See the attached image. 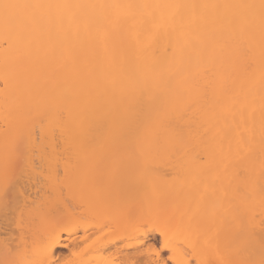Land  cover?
Segmentation results:
<instances>
[{
	"label": "bare ground",
	"instance_id": "1",
	"mask_svg": "<svg viewBox=\"0 0 264 264\" xmlns=\"http://www.w3.org/2000/svg\"><path fill=\"white\" fill-rule=\"evenodd\" d=\"M261 3L0 0V159L9 161L0 160L5 163L0 164V222L9 213L11 197L16 202L12 207L18 202L15 210L21 204L19 209L27 213L36 205L26 199L29 192L36 194L39 189L24 186L23 180L28 178L24 180L28 183L31 177L33 184L38 169L31 160L38 154L37 167L41 160L50 174L45 177L38 172L39 178L47 179L43 182H50V189L55 187L54 193L49 190L53 195L59 196L64 187L81 191L98 183L100 189L102 186L101 193L94 191L98 199L120 201L134 193L132 200L144 198L138 200L142 205L134 206L143 212L142 216L138 213L136 225L158 222V216L163 217L159 213L180 202L179 209L184 204L188 213L180 209L179 216L165 211L164 218L176 216L172 221L182 226L183 233L198 231L187 243L189 247L193 243V257L203 248L197 251L194 243H204L205 236L211 235L208 228L215 226L214 234L221 238L217 261L214 258L211 263L259 264L250 258L258 248L264 253V217L256 216L264 209ZM18 159L27 167L23 166L25 172L18 171L24 173V179L13 174ZM20 164L16 167H22ZM59 170L62 177L58 179ZM12 174L9 180L13 183L6 181ZM50 183L43 185L45 191ZM19 185L23 190L29 186L27 196ZM69 191L72 195L74 190ZM210 198L214 201L209 205ZM28 201L31 205L23 208ZM56 205L52 215L59 216L58 209L64 206L59 207L58 201ZM46 216L51 222L54 219ZM17 217L14 219L25 223ZM198 225L201 228L195 229ZM206 225H210L208 230L203 228ZM21 230L23 241L27 230ZM1 240L0 244L8 241ZM24 243H20L23 248ZM2 246L0 251L8 253ZM61 248L54 243L47 253ZM19 255L16 264H27L24 254ZM22 255L25 262L23 258L19 262ZM183 262L188 264V260Z\"/></svg>",
	"mask_w": 264,
	"mask_h": 264
},
{
	"label": "rangeland",
	"instance_id": "2",
	"mask_svg": "<svg viewBox=\"0 0 264 264\" xmlns=\"http://www.w3.org/2000/svg\"><path fill=\"white\" fill-rule=\"evenodd\" d=\"M34 154H37V153L35 152ZM19 155H21V154L19 153ZM19 155H18V157H19ZM14 156H17V154ZM14 156H12V157H14ZM22 156H23V159L25 160L26 156H24V155H22ZM37 156H38V154H37ZM37 156H35L36 160H35V157H34V159L32 157V160H31L34 168L38 169V170L36 169L37 172L35 171L37 173V175L34 176L33 174H31L34 176L32 178L33 184L30 183L32 180L30 179L31 177H29V176H31V175L28 176L29 177L28 183H25L26 179H28V178H26V179H24V177H22V178L25 180V181L23 180L24 186H25V184H30V186H31L30 188H32V186L34 185L32 190H34V191H36L38 189L39 190L36 191V194H33V192H29L28 194H31V195L27 196L26 193L28 192V190H31L28 188L29 186L27 185L28 187L26 186L27 188H25L24 190L21 187L23 185H21V186L19 185V186H20L21 190L25 191V196H27V198H28L26 200L30 201V199H31V200H33V201H31V203L33 202L32 204H35V202H36L35 206H37L38 204L39 205L36 208H34L35 206L32 208V205L29 204V205H31V208H30L29 205L27 204V203H30L29 201L24 203L23 204L24 206L22 205V207L25 208L28 205V207L30 208V211H31V212H29L28 211L29 208L26 207V208H28L27 213H26V211H25L26 209L25 210L19 209V208H21V204L19 205V208H17L15 210V208L18 207V202L16 204L17 206L15 205L16 207L11 206L12 205L11 203H13V204L16 203V202L15 203L12 202V199H14L13 197H11L8 200L10 202V203H8V204H10V205H8V208L10 210L8 209L7 212H9V213L5 217H2L1 222H0V229H1L0 230V232H1L0 233V235H1L0 240L1 239L3 241H4V239L8 240V241H4L5 243L0 244V246L3 245L5 247H7L8 253H5V251L3 253V252H1L3 250V248H2V250L0 249L1 250L0 251V264H16V261L18 260V257L20 256L19 254H22V253L24 254V258L26 259V262H25V259L23 258V255L19 258V262L23 258L22 262H25L27 264H154V263L155 264H184V262L181 263L183 260H186V261L188 260V264H195V263L198 264L201 261L206 263V260H208L207 264H209V263L213 262L212 260H214V258H215V262L217 261L216 260V254H217L216 253V250H217L216 247L218 248V242H220L219 239L221 237L219 236V238H218L216 236L217 234H214L217 232V230H215V228H214L215 226H212L210 223V225L212 227H209L208 228L209 230L206 227H208L210 225H208V226L206 225L205 227H203L204 229H207L208 231H210L211 235L209 234L210 236H208V235H207V237L205 236L206 239L202 236L205 240L203 238H200V240L203 239L205 241L204 243H203V241H201V243H203V244L206 243L207 244L206 246L203 244H202L203 245L202 246L201 243L198 244V242L194 243V246H196L195 248H197L196 249L197 251L200 250V247H203V248H202L200 253L199 252L197 253V255L194 253V255H196V257H193L192 256L193 254H191L192 250L190 249V247L193 245V243L190 247L188 246V244L191 242V240L193 238L197 237L196 232H198V231H196V230H195L196 232L192 231V233H193L192 235L190 234L189 231H186L187 234H186V232L183 233L182 231H184V229L182 228V226L181 225L177 226V222L175 225L174 219L176 216L174 217L172 215L171 216L168 215V217L170 216L169 218H167V219L164 218L165 211H169V214L171 212V214H173V215L176 214V215L180 216V212H181L180 209L185 210V208H183L184 204H181L182 207L180 206V209H179V203L180 202H177L176 204L174 203V205H177V207L174 206V207H176V209L173 206L172 207L169 206L170 209H165V211H163L162 214L159 213L160 215H163V217H161L163 219H161L160 216H158L159 217L158 222H156V223L153 222L154 224L152 223V225H150V224L149 225H147V224H139V225L137 224L136 225L138 215L141 214L140 216H142L143 212L141 211L142 212L141 213L138 210H135L134 206L137 208V206L140 204V201H138V200H141V202H142L144 198L140 199L137 196V198H138L137 199L134 196L136 199L134 198L132 200L131 198H133V195H134V193H132V195L130 194L131 196L128 194H127V196L125 195V197L127 199L129 198L128 201H125L126 200L125 197L124 198H120L122 196L118 197L121 199L120 201L117 200L119 202H121V201L123 202V200L125 199L123 202L124 204L122 202H121V204H119V202L117 203V201L115 200V199H117V197L114 198L115 201H113V202L110 199L105 200L106 197H99L101 194H98V193L102 192L101 191L102 186L100 184V186H101V189H100V187L98 186L99 183L96 184L93 188L89 187L90 189L86 188L87 190L83 189L81 191H76L77 189L70 186L71 191L72 190L76 191V192L72 191V195H71V192L69 191L70 190L69 187H66L67 189H65V187L64 188L60 187V188L64 189V190L59 189V192H58V190L56 191L60 195L59 196L57 194L53 195L55 187H53L54 189L53 188L50 189L52 187L51 183L47 182V183H50V187H48V185H47L48 188H46V191H45L44 186L46 187V185H44V184H47V183L46 182L44 183L43 181H48V180L43 178V177L39 178L40 175L45 176V177L48 176L49 172H46V171L49 169L45 165L44 162H43V164H41L42 163L41 160H40V167L45 168V169L44 170L42 169V171H41V168L39 166L37 167V164H36V163H38ZM5 158H8V157H5ZM59 158H62V157L59 156ZM63 158H64V156H63ZM10 159H13V158H10ZM0 160L3 161L4 158L2 160V157H1ZM5 160L7 161V163H9V161L7 159H5ZM5 160H4V162H5ZM21 160L18 159L19 162ZM11 161H15V159H13ZM35 161H36V163H35ZM4 162H0V164L4 165L5 164ZM19 162L17 164L14 162V164H16V165H13L11 162V166L13 165L12 169L15 170V173H13V174L15 175L16 172L19 173L20 175L16 174V176H19V178H21V174L23 172L20 173L18 171L21 168L23 170V166L25 167L26 164L23 163V160L21 162L24 165H21ZM108 162H109V160H108ZM19 164L22 167L17 168L16 166H18ZM9 166H10V164H9ZM0 167H1V165H0ZM25 168H27V167H25ZM34 168H33V170H34ZM165 169H167V168H165ZM23 171L25 172V170H23ZM59 171H58V173H59L58 175H60V176H58L56 174L58 176V177L56 176L58 179H59V177L60 178L62 177V174H60L62 172L61 171L59 172ZM38 172H40L39 173L40 175L38 174ZM165 172H166V174L168 173L167 171H165ZM44 173H46V174L44 175ZM13 174L8 175L10 177L7 176L6 181H7V179L9 180V178L13 179V177H14ZM168 174L170 175V173H168ZM22 175H24V173ZM169 175H167V176L169 177ZM49 176H50V174H49ZM56 177H54V178L56 179ZM169 178L171 179L173 177L170 175ZM14 179H16V178H14ZM58 179H56V182ZM38 180L40 182L42 181L44 183L43 184L44 186L42 185V182L40 183ZM9 181L10 182L12 181V183H13V180H9ZM16 181H17L16 183L21 182L20 180L18 181V179ZM53 181H54V183H56L55 180H53ZM38 182L40 183L39 185H37ZM2 183L4 184V181H2ZM0 185L2 186L1 182H0ZM8 185H9V182H8ZM12 185H14V184H12ZM6 186H7V183H6ZM37 186H40V187H37ZM92 189H93V191H92ZM26 190H27V192H26ZM49 190L50 191L53 190L52 191L53 193L51 194V192ZM94 191H95V193L98 191L97 194L99 196L98 195L97 196L99 197L100 200L96 197V194L94 193ZM99 191H101V192H99ZM94 194H95V196H94ZM144 194L146 195V193L141 192L137 195H141V196L143 195L142 197H144ZM52 195L55 196L54 199H56V200H54V202L56 201L55 202L56 204H57V201H58V204L60 203L61 206L59 205V207L64 206V208L62 207V209L61 208L58 209L59 214L61 213L59 216L57 214L55 216L52 215V213L54 214L55 211L57 210V208H56L57 205L53 204L54 202L52 200L53 199ZM83 196H85V197H83ZM101 196H103V195H101ZM141 196H139V197H141ZM14 197H17V196H14ZM45 197H46V199H45ZM40 198H41V200H39ZM43 198L46 201H44ZM103 198H105V199L103 200ZM42 199H43V202H42ZM16 200H17V198H16ZM18 200H19V198H18ZM20 200H21V198H20ZM34 200H39V201L37 202ZM49 200H50V202H48ZM51 200L53 203H51ZM179 200L182 201L181 199H179ZM210 200L208 203L209 205L211 204L210 202L214 201L211 198H210ZM110 201L112 202L114 207H111L112 204ZM176 201H178V200H176ZM2 202H4V201H2ZM39 202H41V203H39ZM138 202H139V204H138ZM207 202H208V200H207ZM19 203H21V202L19 201ZM62 203H64V204H62ZM49 204L52 206L49 207L50 206ZM106 204L107 205L111 204V205L108 206L109 207L108 208ZM116 204L118 207L115 206ZM142 204H140V205H142ZM213 204H215V203H213ZM91 205H92V207H91ZM42 206H45L46 208L45 207L43 208ZM53 206H56V207H53ZM49 208H51L52 211H51V209L49 210ZM55 208H56V210H55ZM110 208H111V211H110ZM112 208H114V209H112ZM173 208L175 209V211H173ZM39 209H41L40 211L43 215L40 213ZM261 209H259L260 212L259 211L256 212V216H257V214L260 213L259 214V215H261L260 220L264 217V213H263L264 209L263 208H261ZM21 210H23V211H21ZM43 210L49 211V214L51 213V216L50 215L49 216L51 218H52V216L54 217V219L52 218V222H51V219L48 220L49 216H46L47 211L44 212ZM12 211H14V212L12 213ZM24 211L27 215H28V213H30V214L28 216L25 213H23L24 215L23 214L21 215V213ZM32 211L35 212V213L33 212V214H35V215L32 214ZM36 212H37V215H36ZM38 212L41 216L38 215ZM176 212H178V213H176ZM186 212L188 213V211H186ZM17 213H19V216H21V217L18 216L19 217L18 218ZM166 213L168 214V212H166ZM183 213H185V212H182L181 215ZM187 213H185V214H187ZM44 215L48 219H45V217H43ZM24 216H26L27 219ZM35 216H37V217H35ZM14 217H17L18 220L20 219L21 222H25V223H20V221L15 220ZM22 217H24V218H22ZM34 217L37 219L39 218V220L34 219ZM172 218H174L173 221H172ZM5 219H7V220L9 219V220L7 221ZM256 219H259V216ZM53 220H54V222H53ZM176 220H177V218H176ZM263 220H264V218H263ZM263 220H262V222L264 224ZM2 221H7V222L3 223ZM38 221H40V222H38ZM166 221L168 224L166 223ZM16 222L20 223V224H18L19 226L17 225ZM21 224H24V225L27 224V227L22 225V228L19 229V227H21L20 226ZM43 224L45 226H42ZM174 225H175V227H172ZM177 227H179L178 230H177ZM180 227L182 228L181 232H179ZM173 228L175 230H177L178 232L175 231ZM196 228H201V227L198 225V227L195 226V229ZM21 229L27 230V231L23 232V234L25 232H27L25 234L26 236L23 235V238H25L24 239L25 243L23 244L24 248L22 246H20V243L24 241L23 238H22L23 241H21L22 235L19 234L22 231ZM194 233H196V234L194 235ZM174 236H176V237H174ZM256 236H259V235H256ZM256 236H255V238H256V240H258V238H260V237H256ZM215 237L218 239L217 241H216ZM171 239H173L174 241ZM197 240L199 241V238ZM6 243H8V245ZM54 243H59L60 245H62V248L57 253L48 254L47 253L48 248ZM257 243H256V245H257ZM258 244H260V243H258ZM213 245H215V246H213ZM263 246L264 245H262V247ZM258 247H260V245ZM22 248L24 249L25 253L23 251H21ZM254 248H253V250L257 249L256 246H254ZM4 250H6V248H4ZM20 251L22 253H18ZM256 251L257 252L259 251L258 254ZM256 251H253L254 252L253 257L251 256L252 258H250V260H253L255 263H257L258 260L260 261L261 259H264V253L262 252V250L260 251V249L258 248V250H256ZM263 251H264V248H263ZM214 252H215V254H214ZM213 254H214V256H213ZM228 255H229V252H228ZM176 258L178 259L177 262L174 261V260H176ZM229 259L230 258H228L227 260L229 261ZM229 262L232 264L231 260ZM230 263H227V264H230ZM185 264H187V262H185ZM211 264H215V263H211Z\"/></svg>",
	"mask_w": 264,
	"mask_h": 264
},
{
	"label": "snow or ice",
	"instance_id": "3",
	"mask_svg": "<svg viewBox=\"0 0 264 264\" xmlns=\"http://www.w3.org/2000/svg\"><path fill=\"white\" fill-rule=\"evenodd\" d=\"M5 8H8V7H30V6H22V5H4ZM261 9L264 10V0H262V3H261ZM259 264H264V259H261Z\"/></svg>",
	"mask_w": 264,
	"mask_h": 264
}]
</instances>
